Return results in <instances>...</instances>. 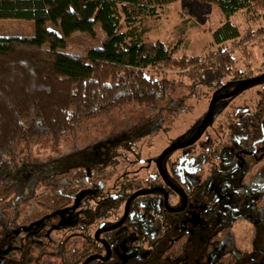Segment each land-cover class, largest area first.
<instances>
[{
    "label": "trees",
    "instance_id": "obj_1",
    "mask_svg": "<svg viewBox=\"0 0 264 264\" xmlns=\"http://www.w3.org/2000/svg\"><path fill=\"white\" fill-rule=\"evenodd\" d=\"M172 1L0 0V19L34 24L30 36H0V210L8 207L19 216L42 188L48 193L35 202L45 212L65 203L79 181L91 180L89 161L74 154L38 160L25 154L33 142L57 143L83 122L127 104L154 106L170 86L186 85L190 95L200 88L213 93L252 75L236 66L233 51L264 40V0H201L225 17L210 32L216 48L202 55H177L176 43L143 40L145 20L159 18ZM238 14L243 26L230 19ZM97 24L104 33L99 47L84 55L63 51L72 32L93 35ZM160 67L182 71L188 83L156 74ZM130 143L123 139L118 146ZM229 225L221 231L231 235Z\"/></svg>",
    "mask_w": 264,
    "mask_h": 264
},
{
    "label": "flooded vegetation",
    "instance_id": "obj_2",
    "mask_svg": "<svg viewBox=\"0 0 264 264\" xmlns=\"http://www.w3.org/2000/svg\"><path fill=\"white\" fill-rule=\"evenodd\" d=\"M263 73L259 70L211 93L203 113L155 154L138 156L132 147L135 140L126 139L138 169L122 171L111 184L98 176V169L114 161L86 170L91 180L84 185L97 188L98 179L102 183L92 195L95 201L79 215L81 225L67 228L43 252L16 264H47L42 257L49 259L48 264H213L217 258L227 264H256L263 260L264 76L225 96L239 82ZM254 87L258 88L250 95L242 93ZM212 97L219 98L212 103L209 123L199 137L159 159L164 149L193 136ZM175 109L167 118L180 111ZM82 183L73 186L65 203L45 212L35 202L48 193L42 188L35 190L41 195L31 199L19 216L1 208L0 244L37 220L55 219ZM29 205L34 206L31 212L26 210ZM227 222L231 235L221 231ZM238 226L246 233L244 244L237 239Z\"/></svg>",
    "mask_w": 264,
    "mask_h": 264
},
{
    "label": "rangeland",
    "instance_id": "obj_3",
    "mask_svg": "<svg viewBox=\"0 0 264 264\" xmlns=\"http://www.w3.org/2000/svg\"><path fill=\"white\" fill-rule=\"evenodd\" d=\"M162 10L159 18L145 20L143 40H162L171 45L176 43L178 45L177 55H202L207 49L216 48L211 43L210 32L225 20L218 6L201 0H174L163 6ZM230 19L240 22L241 26L244 25L241 14L232 16ZM46 27L60 34L58 26L47 23ZM33 33L34 24L31 20L0 19V36H30ZM103 39L104 33L97 24L93 35L79 31L72 32L65 38L66 46L63 51L84 55L88 49L99 47ZM226 44L229 45L228 42ZM233 54L236 66L240 69H249L252 73L264 69L262 65L264 63V40H253L243 51L236 49ZM146 70L150 71L148 68ZM155 73H160L159 75H164L176 82L188 83L183 72L177 69L160 67ZM256 88L258 87L246 89L242 93L248 96ZM210 94L211 91L206 88H200L190 95L186 85L170 86L166 89L165 97L154 106L134 103L112 109L104 115L83 122L57 143L50 140L33 142L25 150V154L30 153L38 160L74 154L89 161L86 166L89 172L92 171L91 169L100 167L105 161L110 163L114 161L112 166L98 171V176L102 175L110 179L108 184H111L112 179L122 171L138 169L139 163L133 160L134 152L140 157L155 154L164 144L168 143L166 140L190 126L205 110ZM175 108L180 111L177 113L173 111L172 116L167 118V113ZM162 126L164 127L160 138L159 132ZM123 139L135 140L132 146L135 148L134 152L129 148L118 147V142ZM112 153H115L113 158L110 157ZM97 183L98 187L95 188L84 185L83 182L74 192L71 202L57 211L55 219L37 220L0 244V264H16L24 259L26 261L29 257L35 256V253L43 252L50 244L57 241L67 228L81 225L79 215L83 214L87 204L95 201L92 195L101 190L102 180L98 179ZM39 194L41 195L38 190L36 195ZM33 207L29 205L26 208L27 212H31ZM236 234L239 243L244 244L246 233L241 226L236 228ZM42 258L44 261L41 262L48 264L49 259ZM256 264H264V259L258 260Z\"/></svg>",
    "mask_w": 264,
    "mask_h": 264
},
{
    "label": "water",
    "instance_id": "obj_4",
    "mask_svg": "<svg viewBox=\"0 0 264 264\" xmlns=\"http://www.w3.org/2000/svg\"><path fill=\"white\" fill-rule=\"evenodd\" d=\"M264 76V73L261 74L260 76L256 77V78H253V79H250V80H247V81H242V82H239L232 90L230 93H228L227 95L225 96H228V95H231L233 93H236L237 91L243 89V88H246L250 85H253L257 82H259V80H261V78ZM221 97V96H219ZM219 97H212L208 103V107H207V111L201 121V123L199 124L198 128L196 129L195 133L193 134V136L187 140L186 142L184 143H181L179 145H173V146H169L167 147L166 149H164L160 156H159V159L168 151L176 148V147H180V146H184V145H187L191 142H193L197 137H199V135L202 133V131L204 130V128L207 126V124L209 123V120H210V117H211V113H212V103L214 102V100L218 99ZM224 97V96H222Z\"/></svg>",
    "mask_w": 264,
    "mask_h": 264
}]
</instances>
